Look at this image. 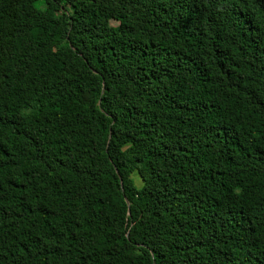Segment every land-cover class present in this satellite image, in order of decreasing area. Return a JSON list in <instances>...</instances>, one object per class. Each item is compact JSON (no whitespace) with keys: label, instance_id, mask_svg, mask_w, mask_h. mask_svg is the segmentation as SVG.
<instances>
[{"label":"trees","instance_id":"1","mask_svg":"<svg viewBox=\"0 0 264 264\" xmlns=\"http://www.w3.org/2000/svg\"><path fill=\"white\" fill-rule=\"evenodd\" d=\"M0 264H264V0H0Z\"/></svg>","mask_w":264,"mask_h":264},{"label":"water","instance_id":"2","mask_svg":"<svg viewBox=\"0 0 264 264\" xmlns=\"http://www.w3.org/2000/svg\"><path fill=\"white\" fill-rule=\"evenodd\" d=\"M121 185H122V182H121Z\"/></svg>","mask_w":264,"mask_h":264}]
</instances>
